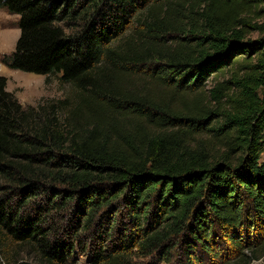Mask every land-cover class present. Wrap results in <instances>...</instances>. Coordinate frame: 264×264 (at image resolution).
I'll list each match as a JSON object with an SVG mask.
<instances>
[{
    "label": "trees",
    "instance_id": "1",
    "mask_svg": "<svg viewBox=\"0 0 264 264\" xmlns=\"http://www.w3.org/2000/svg\"><path fill=\"white\" fill-rule=\"evenodd\" d=\"M0 9L18 29L1 63L76 96L22 105L0 75V264L14 244L168 261L176 241L186 264H264V0Z\"/></svg>",
    "mask_w": 264,
    "mask_h": 264
},
{
    "label": "rangeland",
    "instance_id": "2",
    "mask_svg": "<svg viewBox=\"0 0 264 264\" xmlns=\"http://www.w3.org/2000/svg\"><path fill=\"white\" fill-rule=\"evenodd\" d=\"M16 20V15L8 14L5 10L0 9V75L6 78V90L11 92L22 105H35L37 102L46 99H62L64 97H69L71 101H74L76 98L74 88L68 83H59L57 75H49L45 80L44 75L9 69L1 63L2 56L12 51L13 44L18 35ZM258 36L257 33L250 34L251 39H255ZM214 80L215 78L208 79L205 87L209 88ZM260 159L264 161V146ZM177 242L174 248L167 252L166 259L168 261L160 260L154 253L142 255L136 253L135 250H131L127 255L128 264H186L187 260L183 257V244H178ZM92 244L90 247L75 248L66 257L63 264H94L92 252L95 247ZM3 261L2 264H16L20 262L27 264H49L40 260L32 248L17 244L8 246L6 260ZM207 262L208 259L204 256L201 264H207ZM258 263V261L252 262V264Z\"/></svg>",
    "mask_w": 264,
    "mask_h": 264
}]
</instances>
